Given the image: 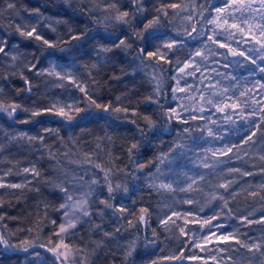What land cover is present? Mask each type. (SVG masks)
<instances>
[{
    "label": "snow or ice",
    "instance_id": "6c2138e0",
    "mask_svg": "<svg viewBox=\"0 0 264 264\" xmlns=\"http://www.w3.org/2000/svg\"><path fill=\"white\" fill-rule=\"evenodd\" d=\"M56 3L88 21L82 32L65 22V32L61 35L56 27L61 21L50 19L39 8H18L16 0H0V19L18 17L19 22L14 23L15 32L26 40L35 41L46 61V65L42 64L34 53L24 52L19 44L10 45L8 36H0V63L7 62L10 76H18L25 85L15 89L16 95L37 97L25 106L16 100H8L4 85L0 84V119L6 114L13 124H29L34 118L48 116L53 118L51 122L60 126L79 128L78 118L88 121V117L99 110L114 116L115 121L135 126L136 135L126 147L129 166L116 167L110 153H106L108 161L102 162L101 153L105 150L101 144L111 141L108 133L97 136L95 148L82 151V159L71 160L70 156L75 153L68 144L79 145L82 149L85 143H93L84 140L90 133L83 128L78 138L70 137L65 141L60 127H42L33 134L30 131L6 132L0 126V156L7 140L9 143H26L41 158L47 156L50 163L55 161V175L47 178L38 167L39 160L29 161L27 167L16 165L7 170L0 169V189L21 190L22 195L25 189L39 191L38 185L43 182L62 201L55 209L61 222L46 219V223L52 225V232L44 241L37 234L32 239L13 243L15 233L7 230L5 216L0 215V249L34 254L35 258L28 264H95L98 253L115 259V253L108 250L113 241L122 251L121 264H135L134 256L143 258L149 255L150 248L154 255L160 248V237L151 227L149 208L141 207L140 214L136 215L135 208L124 203L125 197L131 199L129 183L139 190L138 182L143 181L148 192L161 195L165 192L185 193L188 198L182 203L188 205L194 203L191 194L198 189H207L209 195L207 206L211 207V214L207 218H197L204 213L205 206H199V201H195V209L186 210L183 215L172 210L170 215L165 213V218L159 219L169 241L176 236L177 230L179 232L175 251L162 260L174 264H183L186 259L202 264H237L239 250L246 249L251 260L264 264V235L253 237L241 231L252 224L264 226V209L256 218L255 212L237 213L230 204L236 199L237 192H241L258 197L256 202L264 205V195L260 194L264 191V0H222L220 5L213 0H204V3L192 0L187 5L171 0H56ZM21 11L27 12V17L21 16ZM177 19L184 22L183 31L174 30ZM90 25L96 27L90 28ZM45 28L55 34V39L43 34ZM90 31L92 35H89ZM101 40L107 43H101ZM85 44L90 45V50L84 47ZM57 49L63 55L58 56ZM75 52L98 58L87 71V78L81 67L87 69L88 66L77 63ZM29 56L35 62L29 60ZM121 56L131 72L122 70L121 76L113 75L111 79L134 77L152 70L146 82L152 85L153 91L145 103L156 107L154 115L140 113L139 102L134 103L127 94L116 96L114 103L100 102L95 90L98 82L92 71L109 64L118 67ZM241 69L246 74H241ZM24 70L43 78L46 91H34ZM0 80L11 82L9 76L3 74H0ZM165 81L175 82L174 86L169 84V88L171 101L178 102L176 107L165 106L169 99L162 86ZM49 88L63 91L54 93L48 91ZM21 112L27 113L28 118L17 121ZM99 119L104 117L99 116ZM141 119L143 127L139 123ZM35 123L44 124L45 121L35 120ZM173 133L179 139L173 140L165 152L162 137ZM233 136L238 139L233 141ZM53 138L58 141L55 147L48 143ZM154 141H160L161 149L153 162L154 170L145 172L146 166L139 157L143 155L142 149L157 146ZM60 156L70 163L82 165L80 172L61 169ZM180 158L188 159L193 168L210 171H194L191 175L185 171L181 180L173 167ZM234 159L244 160V164H251L252 168L228 167L230 175L224 176L222 166L231 164ZM213 174L216 183L209 179ZM9 175L20 176V182L8 181ZM257 175L261 182L255 186L243 180ZM221 179L224 182H220ZM181 183L186 187L180 186ZM105 191L106 198L99 199ZM139 199L143 200V197ZM213 201L216 202L214 207ZM2 203L0 201V205ZM136 203V200L132 201L133 206ZM97 204L103 207L92 211ZM49 206L45 203V208ZM109 212L117 225L111 232L104 226V217ZM94 216L99 217L101 223H94ZM129 216H135V219H128ZM181 219L182 225L177 222ZM229 220L235 221V225L227 223ZM189 224L193 227H187ZM85 225L90 233H99L101 239H90L83 247L73 245L72 241L77 238L83 243L79 232ZM142 225L151 232V237H144L143 252L139 243ZM129 229L133 231L128 232ZM27 231L31 232L30 229ZM123 233L131 237L125 244L120 243L124 239ZM38 249L51 253V257L41 256ZM192 249L206 255H187ZM150 264H159V261L152 259Z\"/></svg>",
    "mask_w": 264,
    "mask_h": 264
},
{
    "label": "trees",
    "instance_id": "16d2710c",
    "mask_svg": "<svg viewBox=\"0 0 264 264\" xmlns=\"http://www.w3.org/2000/svg\"><path fill=\"white\" fill-rule=\"evenodd\" d=\"M221 0H213L215 4H217ZM171 2L180 3L182 5L191 4L192 0H171ZM198 3H204V0H197ZM17 7L23 8L26 7L28 9L39 8L41 12L44 13L45 16L49 17L52 20H59L61 23L56 25L58 32L63 35L65 32V22L67 24L75 25L78 31H83L84 25L88 23L83 17L79 16L78 13L73 12L71 9L67 8L62 4L56 3V0H16ZM172 11V10H169ZM21 16L27 17V12L21 11ZM19 18L13 17L12 20L7 18L0 19V36H8V43L11 44H19L20 48L27 53H34L35 57L40 58L42 64L46 65V61L43 59L42 50L37 47L35 41L26 40L20 37L14 29V23H18ZM10 25H12L10 27ZM95 25H90V28H95ZM184 22L180 19H177L175 22L176 31H183ZM10 34V35H9ZM43 34H45L50 39H55V34L50 32L48 29L43 30ZM89 35H92V32H89ZM66 38V37H65ZM101 43H107L106 41L101 40ZM191 44H195L194 41H190ZM85 48L90 50V45L85 44ZM56 54L58 56L63 55L56 50ZM2 55V54H0ZM46 55V53H45ZM74 58L77 63L80 65H87L88 68L81 67V72L85 74V78H87V71L91 69V65L96 62L98 59L95 55H82L79 52H75ZM7 60V58H5ZM29 60H33L32 56L28 57ZM119 66L116 67L114 65H104L99 67L98 70L92 71V76L98 82L95 86V90L97 96L100 97L101 103H109L110 101L114 103L115 97L118 95L127 94L131 98V100L138 103V111L147 115H154L157 112V109L154 105H149L145 103V99L148 95H150L153 91L152 85L146 82L147 76L152 74V70L149 69L147 73L140 72L139 74L132 76H123L120 80L111 79L113 75L121 76L122 70L131 72V69L128 68L127 63L124 61L121 56L118 59ZM167 67V66H166ZM20 68H23V57H21ZM0 74L5 76H9L10 83H5L3 80H0V84L4 85V90L8 100H16L24 104L25 106H29L32 100L37 99V97L33 96L31 98H27L26 94H22L20 96L16 95V88L25 87L23 81L18 77L10 76V66L7 62L0 63ZM24 75L28 77L31 81L34 91H39L43 93L46 91L45 89V80L43 78L35 77L32 73L24 70ZM168 75V74H165ZM168 84V81H165L162 85L165 89ZM48 91L54 93H61L63 90L59 88H49ZM169 105L168 100L165 102V106ZM99 116H103L104 119H99ZM28 114L21 112L17 117V121L27 119ZM88 121H82L79 118L76 123H79V128H68L65 126H60L58 123L51 122L53 118L48 116H42L38 118H34L33 122L29 124H13L11 120H8L5 114L4 119H0V126L4 128L6 132L13 131H30L33 134L40 131L42 127H60V134L64 138L65 141H68L70 137H79L80 129L83 128L85 132L90 133L84 137L85 141H93L91 145L84 144L81 149L79 145L68 144L67 147L71 149L74 155L70 156L71 160L82 159L81 152L82 151H90L95 148V138L97 136H103L104 133H108L111 136V141H106L101 144V148L105 151L101 153L102 162L106 163L109 159V156L106 153H110L113 158V164L116 167L124 168L129 166V160L126 152L127 145L133 140L136 135L135 126L131 123H123L121 121H115L114 116H109L103 112H99L96 110L91 116L88 117ZM35 120L45 121L44 124H36ZM115 121V122H114ZM141 127H143V120H139ZM176 133L172 135H165L162 137L163 149L165 152L169 150L172 146V141L175 138ZM233 141L238 139V137H231ZM48 143L53 145L54 147L58 144V141L53 138L49 140ZM157 145L155 148H144L142 149L143 155L139 157L140 161L145 164V172L149 169H154V161L156 155L160 152L161 144L160 141H154ZM5 151L2 156H0V169L7 170L9 167L19 165L20 167L24 165H29V161H37L39 160L38 167L43 172L45 178L49 176L55 175L53 172V167H55V161L50 163L47 156L43 158L40 157V154L35 149H30V146L26 143L17 144L15 142L9 143L7 140L4 141ZM123 146V147H122ZM63 151V150H61ZM231 155V154H230ZM182 158L178 159L174 163V168L180 165L179 162ZM185 159V158H184ZM220 159L226 160L227 157H220ZM247 157L244 158L246 160ZM244 160H233L231 164L222 166L224 176H229L230 174L227 172L228 167H240L243 166L245 168H252L251 164H244ZM99 162V161H98ZM59 167L63 170H66L70 173H79L82 165L70 163L69 160L60 156V165ZM201 172H209V169H199ZM255 171L256 169L253 168ZM15 171V168H13ZM235 175V174H231ZM12 178L16 175H10ZM63 177L61 176V179ZM87 179V178H86ZM213 183H216L215 174L212 177H209ZM243 180L249 181L254 186L261 182V177L250 176L244 177ZM20 182V181H19ZM139 183V190H137L135 184L129 183V190L131 199L125 197L124 203L128 204L135 208L136 215H139V209L141 207H148L149 213L151 214V227L157 230V234L160 237V248L155 250V254L152 255V249H148L149 255L144 256L143 258L135 257V264H150L152 259H157L159 264H174V262L164 261L162 257L171 255L176 247V237L179 236L178 230L176 231V236H172L171 240L166 239L165 237L168 235L162 231L161 226L159 225V219L163 218L166 214H169L170 211L176 210L178 207L184 205L182 203V199L178 200V197H182L185 193H170L165 192L161 195L158 192H148L145 189V185L143 181ZM203 183V182H201ZM39 191L35 190H23V194L21 195V190H9L5 191L0 189V201H2V205H0V215L5 216L4 224L7 230L11 233H15L12 236V242L18 243L23 239H32L37 234L40 235L42 241L46 240L52 232V225L50 223H46L47 218L59 220V213L55 211L56 208L59 207V204L62 202L59 198V195L54 193L50 186L45 185L43 182H40L38 185ZM175 188V187H174ZM201 190H197L193 192V197L195 201H199V206H205L204 212L211 211V207L207 206L208 202L205 199V196L208 195L207 189L203 190L204 193H197ZM222 191V190H221ZM13 193H16L15 195ZM196 194V195H195ZM261 195H264V191H261ZM143 197V200L139 198ZM106 198V191L99 196V199ZM136 200L137 203L133 206L132 201ZM258 197H251L245 195L244 193L237 192L236 199L230 201V204L233 206V210L237 213L243 212L247 213L248 211L255 212V217L259 218L261 215L262 209H264V205L257 203ZM45 203L50 206L45 208ZM216 204L213 201L212 207ZM238 205V207H237ZM102 205L97 204L92 211H98L102 208ZM193 207H197L196 202H194ZM128 219H135V216H129ZM94 223H101L99 217H93ZM114 218L111 216L110 212L107 213L104 217V226L106 231H113V229L117 226L113 222ZM178 222V221H177ZM229 223L235 225V221L229 220ZM171 223V222H170ZM31 230V232L27 230ZM141 232L139 233V243L141 244V251H144L143 242L145 235L151 237L150 230H145L144 226H141ZM132 229H129L128 232H132ZM242 232L247 233L249 236L259 237L264 235V226L258 224H252L247 226L246 228L241 229ZM124 239L120 241L121 244L127 243V240L131 237L128 236V233H123ZM79 236L83 238V243H81L80 239H74L72 241L73 245L83 247L84 244L88 243L89 240H100L101 235L99 233H90L87 226L85 225L80 229ZM108 250L115 253V259L112 257L105 256L103 253H98V258H95V264H121L122 260V251L116 248V243L113 241L112 244L108 245ZM39 252L44 253L45 255L51 257V253H47L44 249H38ZM31 253V249L29 250ZM195 253L198 256H202L200 252L196 249H192L188 251L187 255H192ZM27 253L23 251H8L4 252L0 249V264H19L21 258ZM251 254L247 253L246 249H240L237 254V264H257L256 261L251 260ZM183 264H202L201 261H193V260H185Z\"/></svg>",
    "mask_w": 264,
    "mask_h": 264
},
{
    "label": "rangeland",
    "instance_id": "374dc122",
    "mask_svg": "<svg viewBox=\"0 0 264 264\" xmlns=\"http://www.w3.org/2000/svg\"><path fill=\"white\" fill-rule=\"evenodd\" d=\"M221 2H222V0L219 1L216 5H220ZM193 45H194V44H193ZM239 71L241 72V74H246V73L243 72L242 69L239 70ZM169 84H171V85L174 86L175 82H174V81H169V83H168V85H167V87H166V91L168 92V95H169V99H168L169 104H170L172 107H176L178 102H173V101H171V99H170L171 89L169 88ZM179 95L182 96L183 94H179ZM197 95H198V94H197ZM200 123H202V122H200ZM176 139H179V137H177V135H175L174 140H176ZM189 155H191V153H189ZM179 162H181V163H180V165H178V166L176 167V171L180 174V179H181V180H182V178H183V175H182V174H183V172H185V171H188L190 175H191L192 172H194V171H200L199 169L193 168L191 162H190L188 159H186V158H185V159L182 158ZM27 166H29V165H24V166H22V167H27ZM22 167H21V168H22ZM173 167H174V166H173ZM153 170H154V169H153ZM200 172H201V171H200ZM6 179H7L8 181H11V182H19V181L21 180V177L16 175L15 177L12 178V177L9 175ZM220 182H224L223 179H221ZM180 186H182V187H186V185L183 184V183H181ZM173 187H176V185L174 184ZM197 193H204V191H199V192H197ZM191 195L193 196V193H192ZM195 195H196V194H195ZM180 198L183 200V199H186V198H188V197H187L186 194H184L182 197H178V200H179V201H180ZM205 199H206V201L208 202V200H209V195H206V196H205ZM194 202H195V201H194ZM193 204H194V203H193ZM193 204H192V205L184 204V205L178 207L175 211H178V212L181 213V215H183V212H184V211L189 210V209H195V208H196V207H193ZM200 206H201V205H200ZM170 214H171V211H170V213H169L168 215H170ZM210 214H211V211H209V212H204V213H201V214H200V217H197V218H198V219H199V218H207V216H209ZM163 218H165V216H164ZM173 219H175V217H173ZM189 219H192V217H189ZM60 222H61V220H60V214H59V220L57 221V223H60ZM178 223H180V224L182 225V224H183V220H182V219L179 220ZM227 223H229V222L227 221ZM229 224H231V223H229ZM187 227H193V225L189 224ZM196 227H199V225H196ZM196 250H198V249H196ZM198 251H199V250H198ZM199 252H200V251H199ZM40 253H41V252H40ZM200 254H201L202 256L206 255L205 253H201V252H200ZM41 256H47V255H45L44 253H41ZM47 257H49V256H47ZM34 258H35V257H34V254H32V255H30V254L25 255V256H23V257L21 258L19 264H28V262H29L30 260L34 259Z\"/></svg>",
    "mask_w": 264,
    "mask_h": 264
}]
</instances>
